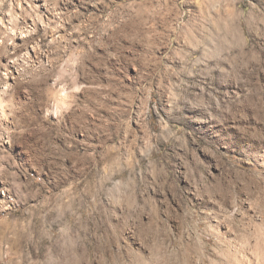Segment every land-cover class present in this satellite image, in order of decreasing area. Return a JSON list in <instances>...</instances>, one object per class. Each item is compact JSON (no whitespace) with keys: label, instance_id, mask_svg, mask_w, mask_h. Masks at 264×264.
I'll use <instances>...</instances> for the list:
<instances>
[{"label":"rangeland","instance_id":"obj_1","mask_svg":"<svg viewBox=\"0 0 264 264\" xmlns=\"http://www.w3.org/2000/svg\"><path fill=\"white\" fill-rule=\"evenodd\" d=\"M248 219L264 0H0V264H156Z\"/></svg>","mask_w":264,"mask_h":264},{"label":"bare ground","instance_id":"obj_2","mask_svg":"<svg viewBox=\"0 0 264 264\" xmlns=\"http://www.w3.org/2000/svg\"><path fill=\"white\" fill-rule=\"evenodd\" d=\"M225 222L221 223L218 220L215 225L216 231L212 232L218 238L215 244L199 239L186 242L178 247L175 256L162 255L156 264H264V220L241 221L240 228L234 232L237 233L236 239H233L235 241L224 239L229 235L226 229L224 233L219 231L218 228L221 229L223 226H234L233 222H229L231 225H226Z\"/></svg>","mask_w":264,"mask_h":264}]
</instances>
